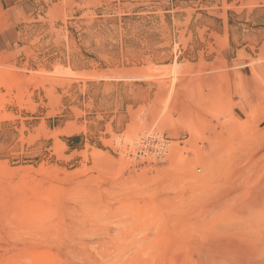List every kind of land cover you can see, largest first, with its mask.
Segmentation results:
<instances>
[{
    "label": "rangeland",
    "instance_id": "1",
    "mask_svg": "<svg viewBox=\"0 0 264 264\" xmlns=\"http://www.w3.org/2000/svg\"><path fill=\"white\" fill-rule=\"evenodd\" d=\"M0 264H264V0H0Z\"/></svg>",
    "mask_w": 264,
    "mask_h": 264
},
{
    "label": "bare ground",
    "instance_id": "2",
    "mask_svg": "<svg viewBox=\"0 0 264 264\" xmlns=\"http://www.w3.org/2000/svg\"><path fill=\"white\" fill-rule=\"evenodd\" d=\"M158 67H156V69H157ZM160 69V68H159ZM66 71H68V70H66ZM71 71V70H70ZM61 72H62V68H61ZM72 72V71H71ZM68 73H70V72H68Z\"/></svg>",
    "mask_w": 264,
    "mask_h": 264
}]
</instances>
